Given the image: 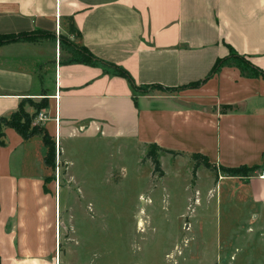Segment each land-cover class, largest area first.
<instances>
[{
  "label": "crops",
  "instance_id": "0c3cea01",
  "mask_svg": "<svg viewBox=\"0 0 264 264\" xmlns=\"http://www.w3.org/2000/svg\"><path fill=\"white\" fill-rule=\"evenodd\" d=\"M19 34L32 40L0 45V117L44 98L57 145L130 141L227 168L264 164V77L253 71L264 75V0H0V35ZM65 39L98 63L69 62ZM107 64L134 86L184 89L136 95ZM4 135L0 264H64L59 182L47 177L41 137ZM260 173L229 179L264 206Z\"/></svg>",
  "mask_w": 264,
  "mask_h": 264
},
{
  "label": "rangeland",
  "instance_id": "374dc122",
  "mask_svg": "<svg viewBox=\"0 0 264 264\" xmlns=\"http://www.w3.org/2000/svg\"><path fill=\"white\" fill-rule=\"evenodd\" d=\"M64 42L61 48L72 57L80 45L75 39ZM48 110L44 98L23 103L31 125L53 139ZM53 142L54 167L46 172L59 182L64 264H264V206L254 204L244 185L216 165L205 168L190 158L193 153L157 151L160 176L147 157L154 151L149 145Z\"/></svg>",
  "mask_w": 264,
  "mask_h": 264
},
{
  "label": "trees",
  "instance_id": "16d2710c",
  "mask_svg": "<svg viewBox=\"0 0 264 264\" xmlns=\"http://www.w3.org/2000/svg\"><path fill=\"white\" fill-rule=\"evenodd\" d=\"M71 31V30H70ZM19 40H32V38L30 36H27L25 34H19V35H0V45H4V44H9L12 42H16ZM73 54L72 57L70 58L69 62L71 63H83V64H87V65H95L96 63H98L99 60H97L86 48L80 46V47H76L73 48ZM235 56L237 59L240 60L241 63L245 62L244 65H246V67L248 68H252L248 62H246L244 59L237 57L235 54L233 55ZM224 60H220L218 62L215 63L213 69H212V74L216 73L218 71V69L220 68V66L222 65V62ZM105 64V63H104ZM110 68L113 69L114 74L116 76L119 77H123L126 78L130 84H132L133 87V91L136 93V95H143L147 93V90H141L142 88H155V89H159L162 90L164 92H172V91H176V90H182L184 89L183 87L180 88H176V89H170V88H163L161 86H134L132 79L130 78V76L128 75V73L113 65V64H107ZM255 75H262L264 77V75L258 71V70H254ZM198 84H193V86L195 87ZM192 85L187 86L189 88L193 87ZM46 104L44 103L42 107H45ZM229 107H224L223 111L229 110ZM12 129L14 130L23 140H27L29 138H32L34 136H40L43 146L46 149L45 152V156H44V164L48 167V168H53L54 167V155H55V147H54V140L48 135V133L42 128H38L35 126L31 125V118L24 113L23 111V103L20 104L18 110L14 113H12L9 117H0V147H4L6 145V140H5V135H4V130L5 129ZM150 148H153L154 151H150L148 152V159L151 161L153 167H154V173H159L160 176L162 175V171L160 169V163L158 161V158L155 154V152L160 151L162 153H166V154H171V155H184L181 153H176L170 150H166L163 149L161 147H159L156 144H149ZM190 158L195 161L198 162V160H201L202 166H204L207 169L211 168V163L208 160V158L202 154L199 153H193ZM264 165V164H263ZM262 166H251V167H247V166H239L236 168H227V167H223V166H217L218 170H220L221 173L225 174V176L227 177H247L249 176L251 173L262 169ZM214 166V165H213Z\"/></svg>",
  "mask_w": 264,
  "mask_h": 264
},
{
  "label": "built area",
  "instance_id": "2783aa9c",
  "mask_svg": "<svg viewBox=\"0 0 264 264\" xmlns=\"http://www.w3.org/2000/svg\"><path fill=\"white\" fill-rule=\"evenodd\" d=\"M39 120L41 119L42 120V118H43V116H42V114H40L39 115ZM57 121V120H56ZM39 121H38V119H35V121H34V125L35 124H37ZM264 176V166H263V168L261 169V173H260V177H263Z\"/></svg>",
  "mask_w": 264,
  "mask_h": 264
},
{
  "label": "bare ground",
  "instance_id": "6f19581e",
  "mask_svg": "<svg viewBox=\"0 0 264 264\" xmlns=\"http://www.w3.org/2000/svg\"><path fill=\"white\" fill-rule=\"evenodd\" d=\"M139 225H141V224H139Z\"/></svg>",
  "mask_w": 264,
  "mask_h": 264
}]
</instances>
